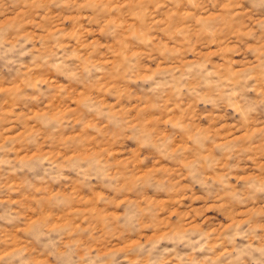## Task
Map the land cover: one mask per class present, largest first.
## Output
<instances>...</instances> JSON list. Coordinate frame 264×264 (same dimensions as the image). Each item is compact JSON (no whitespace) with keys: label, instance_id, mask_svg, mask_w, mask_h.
<instances>
[{"label":"rangeland","instance_id":"1","mask_svg":"<svg viewBox=\"0 0 264 264\" xmlns=\"http://www.w3.org/2000/svg\"><path fill=\"white\" fill-rule=\"evenodd\" d=\"M0 264H264V0H0Z\"/></svg>","mask_w":264,"mask_h":264}]
</instances>
